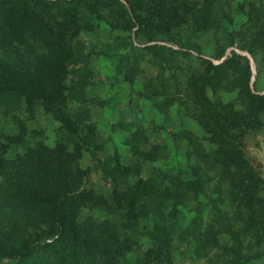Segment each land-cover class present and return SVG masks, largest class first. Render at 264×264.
Returning <instances> with one entry per match:
<instances>
[{
    "label": "trees",
    "instance_id": "trees-1",
    "mask_svg": "<svg viewBox=\"0 0 264 264\" xmlns=\"http://www.w3.org/2000/svg\"><path fill=\"white\" fill-rule=\"evenodd\" d=\"M231 1L0 0V115L13 126L0 128V264H174L176 239L193 243L195 258L206 264H264V178L244 151L247 135L264 128V93L254 89L248 58L233 51L215 64L198 55L204 70L182 87L209 149L186 130L175 133V142L188 143L187 167L161 176L146 173L140 161L126 163L118 150L97 158L103 146L90 108L98 102L89 65L97 53L81 38L107 25L115 38L100 54L132 83L147 54L162 63L177 52L193 55L199 34L226 29ZM242 12L240 50L255 58L264 52V0ZM228 37L234 47V32ZM226 51L219 48L216 59ZM174 83L169 96L150 82L144 97L163 96L165 107L183 102L176 76ZM38 110L60 123L53 146L29 140L28 122ZM148 141L137 129L126 144L134 156L154 161L158 148L141 149ZM86 156L111 183V204L85 188ZM103 205L123 212L122 223L84 215ZM142 234L153 248L132 260Z\"/></svg>",
    "mask_w": 264,
    "mask_h": 264
},
{
    "label": "rangeland",
    "instance_id": "rangeland-1",
    "mask_svg": "<svg viewBox=\"0 0 264 264\" xmlns=\"http://www.w3.org/2000/svg\"><path fill=\"white\" fill-rule=\"evenodd\" d=\"M250 1L254 0H232L229 6L226 5L225 9L232 16L233 22L227 24L226 29L210 30L194 38L193 41L198 46L194 48L193 55L177 52L172 57L168 55V61L162 63V61L147 54L141 64L142 71L132 83L123 81L122 77L116 72V63L111 58L109 59L100 54L109 50V45L112 43V39L115 38L107 25L103 24L91 35H82L81 38L86 45L97 53L92 56L89 63L92 71L95 72L96 78V86L91 95L98 102V104H91L90 108L92 119L98 123L100 133L98 143L103 146V149L97 153V158L105 161L112 158L115 151L118 150L126 163L132 164L140 161L143 163L146 173L158 170L161 172V176H164L175 174L181 168L187 167L188 143L186 140L175 142L173 138L175 133L186 130L209 149L208 142L204 140L207 135L187 111L186 105L190 104V98L182 87L183 79L204 70V63L198 55L215 64L224 61L233 51L247 57L251 69L254 71V81L252 79L254 89L264 93V52L259 53L255 59L248 52L240 50L246 41L241 38L242 35H237L243 28L244 30L247 29V18L242 12V8L247 10ZM231 32H234L236 36L234 47H230V38L228 37V33ZM117 34L125 37L128 33L118 31ZM164 44L174 49L179 48L173 43ZM221 47L227 50L225 56L216 59L218 50ZM71 69L76 71L77 66H72ZM174 76L178 78V83L181 85L182 96L180 95V97L183 102H177L172 107H165L163 106V101H165L163 96L153 97L152 99L144 97V93H147L146 84L150 82L160 91H163L162 87H164L169 92V96L173 95L175 93ZM219 96H222L225 102L234 100L235 97L233 94L226 93H220ZM1 117L0 115V128H3L5 123ZM4 127L6 129L13 128L10 123ZM28 127L30 132L34 134L30 137V142L43 141L53 146L62 136L60 123L52 116L43 114L42 110H38L36 118L28 122ZM137 129H143L149 138L148 143L142 146L141 149H159L156 160L145 161L142 157L134 156L126 144V139ZM18 151L23 152L25 149L20 147ZM244 151L264 178V128L251 131L247 135L244 142ZM83 166L89 170L85 188L95 191L98 195L105 196L111 204L109 197L112 194V185L104 178L103 170L98 168L97 162L88 156L84 158ZM123 214V212H117L111 205L84 210V215H90L100 220H112L117 224L122 223ZM147 230L144 232L146 233ZM152 248L153 245L148 235L142 234L131 253V259L134 260L138 255ZM194 249L193 243L176 239L173 253L174 264H206L205 260L195 258Z\"/></svg>",
    "mask_w": 264,
    "mask_h": 264
},
{
    "label": "water",
    "instance_id": "water-1",
    "mask_svg": "<svg viewBox=\"0 0 264 264\" xmlns=\"http://www.w3.org/2000/svg\"><path fill=\"white\" fill-rule=\"evenodd\" d=\"M254 72V71H253ZM253 81H254V77H253Z\"/></svg>",
    "mask_w": 264,
    "mask_h": 264
}]
</instances>
